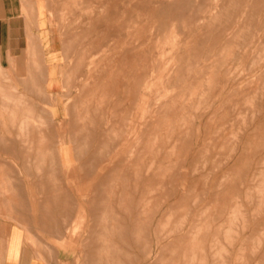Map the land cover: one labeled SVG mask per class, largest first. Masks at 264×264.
<instances>
[{
    "label": "rangeland",
    "instance_id": "obj_1",
    "mask_svg": "<svg viewBox=\"0 0 264 264\" xmlns=\"http://www.w3.org/2000/svg\"><path fill=\"white\" fill-rule=\"evenodd\" d=\"M46 1L61 34V144L91 150L93 181L54 244L90 264L108 208L125 264L149 250L164 264V245L172 264H264V0ZM21 112L18 131H52L46 112Z\"/></svg>",
    "mask_w": 264,
    "mask_h": 264
},
{
    "label": "crops",
    "instance_id": "obj_2",
    "mask_svg": "<svg viewBox=\"0 0 264 264\" xmlns=\"http://www.w3.org/2000/svg\"><path fill=\"white\" fill-rule=\"evenodd\" d=\"M45 2L0 0V264H70L66 250L54 244L62 214L74 216L78 204L93 202L91 166L86 163L91 150L76 152L73 157L75 161L78 158V164L66 165L73 157L66 144H61L59 126L61 34L42 12ZM23 109L46 112L52 131L29 133L28 127L24 132L14 128L25 121ZM64 152L68 160L60 156ZM104 197L108 204L109 197ZM105 214V223L102 221L96 232L98 243L92 240L89 263L125 264L114 254V244L119 243L110 239L108 208ZM139 216L136 212L132 222L136 243L144 233ZM120 227L118 236L124 243ZM74 231L73 227L69 234ZM65 240L62 246L67 248L73 240L71 236ZM163 249L168 251L164 245L158 252ZM169 252L164 264H172L171 249ZM157 257V251L149 250L144 264H155Z\"/></svg>",
    "mask_w": 264,
    "mask_h": 264
},
{
    "label": "bare ground",
    "instance_id": "obj_3",
    "mask_svg": "<svg viewBox=\"0 0 264 264\" xmlns=\"http://www.w3.org/2000/svg\"><path fill=\"white\" fill-rule=\"evenodd\" d=\"M110 207H112V206H110ZM120 211H121V210H120ZM117 215H118V214H117ZM119 215H120V214H119ZM133 217H134V216H133ZM112 220H113V219H112ZM107 225H108V223H107ZM111 225H112V224H111ZM108 226H109V225H108ZM110 239H111V237H110ZM164 248H165V247H164ZM164 250H165V249H164ZM168 250H170V249H168ZM157 258H158V257H157ZM194 258H195V257H194ZM147 260H148V259H147ZM147 260H146V261H147ZM154 261H156V259H155ZM154 261H153V262H154ZM120 262H121V261H120ZM189 262H190V261H189ZM182 264H183V263H182ZM184 264H185V263H184Z\"/></svg>",
    "mask_w": 264,
    "mask_h": 264
}]
</instances>
